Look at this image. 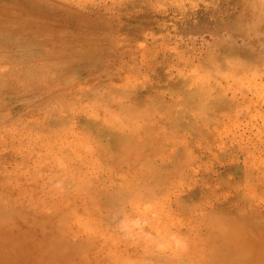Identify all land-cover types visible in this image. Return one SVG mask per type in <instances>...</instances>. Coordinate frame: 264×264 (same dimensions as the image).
<instances>
[{
    "label": "rangeland",
    "instance_id": "obj_1",
    "mask_svg": "<svg viewBox=\"0 0 264 264\" xmlns=\"http://www.w3.org/2000/svg\"><path fill=\"white\" fill-rule=\"evenodd\" d=\"M0 264H264V0H0Z\"/></svg>",
    "mask_w": 264,
    "mask_h": 264
}]
</instances>
